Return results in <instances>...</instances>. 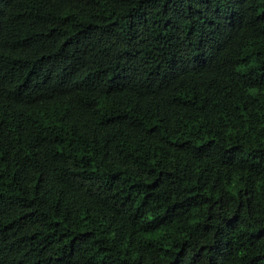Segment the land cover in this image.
Listing matches in <instances>:
<instances>
[{
  "label": "trees",
  "instance_id": "trees-1",
  "mask_svg": "<svg viewBox=\"0 0 264 264\" xmlns=\"http://www.w3.org/2000/svg\"><path fill=\"white\" fill-rule=\"evenodd\" d=\"M0 264H264V0H0Z\"/></svg>",
  "mask_w": 264,
  "mask_h": 264
}]
</instances>
